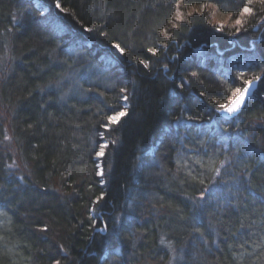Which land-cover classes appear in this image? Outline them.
Returning <instances> with one entry per match:
<instances>
[{
    "label": "trees",
    "instance_id": "trees-1",
    "mask_svg": "<svg viewBox=\"0 0 264 264\" xmlns=\"http://www.w3.org/2000/svg\"><path fill=\"white\" fill-rule=\"evenodd\" d=\"M205 5L248 13L217 27ZM263 18L264 0H0V264H264Z\"/></svg>",
    "mask_w": 264,
    "mask_h": 264
},
{
    "label": "rangeland",
    "instance_id": "rangeland-1",
    "mask_svg": "<svg viewBox=\"0 0 264 264\" xmlns=\"http://www.w3.org/2000/svg\"><path fill=\"white\" fill-rule=\"evenodd\" d=\"M202 10H207V13H209V18H210V21H212L213 24H215L217 27H221V25L223 26H228L229 28H234L235 30L238 29L237 27L240 26L243 22V18L245 16V13L244 11L240 14H238L237 16H231L229 13H226L225 11H220L218 10L216 7H214L213 5H210V6H207L205 5L204 7L201 8ZM180 16V13L177 14V17ZM237 20H240L241 23L239 25L236 24V21ZM261 22L264 24V18L261 20ZM247 82V81H246ZM241 88L239 89H236L234 91L231 92V95L230 97L228 98V102L227 104L233 99L235 98L233 96V93H237L238 94V90L240 91ZM225 106L223 104H221V108ZM121 113L124 114V111H120ZM121 115V114H120ZM119 115V116H120ZM105 143L102 142V146H104ZM95 159H99L102 157V154L100 152H97V154L94 156ZM103 172V169H102V165H99V167L97 168V176H100ZM175 254L174 252L170 251V255H169V258L167 259V263L166 264H176V260L175 259Z\"/></svg>",
    "mask_w": 264,
    "mask_h": 264
},
{
    "label": "water",
    "instance_id": "water-1",
    "mask_svg": "<svg viewBox=\"0 0 264 264\" xmlns=\"http://www.w3.org/2000/svg\"><path fill=\"white\" fill-rule=\"evenodd\" d=\"M259 79H254V80H250L248 82H246V84L240 89L239 92H244V89L247 88L248 90L246 92H244V97H243V100L240 102L239 106L236 108L235 111L229 113V112H226L224 109L226 107H230L231 106V103L230 102H233L235 101L236 97L233 98L228 104H226L225 106H223L222 108H220L218 110V114L220 116H222L224 119H229V118H234L237 116V114H239L247 105V101L249 99H251L254 95H255V92L258 88V84H259ZM239 92L237 95H239ZM121 114V112H118L116 116H112L110 117V120L113 121V118H117L119 115ZM117 119H115L114 122H116Z\"/></svg>",
    "mask_w": 264,
    "mask_h": 264
},
{
    "label": "snow or ice",
    "instance_id": "snow-or-ice-1",
    "mask_svg": "<svg viewBox=\"0 0 264 264\" xmlns=\"http://www.w3.org/2000/svg\"><path fill=\"white\" fill-rule=\"evenodd\" d=\"M244 12L247 13V12H248V9L245 8V9H244ZM240 23H241L240 20H237V21H236V24H237V25H239ZM221 27H223V25H221ZM247 90H248V89L245 88V89H244V92H246ZM238 92H239V90H238ZM244 92H239V95H237V93H233V96L236 97L235 101L230 102V103H231V106H230V107H226L224 110H225L226 112H229V113L235 111L236 108L239 106L240 102L243 100ZM121 115H123V113H121ZM115 119H118V117H117V118H113V121H112V122H114Z\"/></svg>",
    "mask_w": 264,
    "mask_h": 264
}]
</instances>
